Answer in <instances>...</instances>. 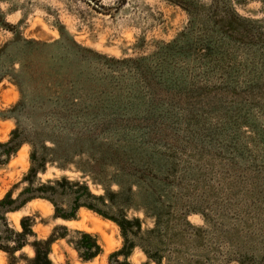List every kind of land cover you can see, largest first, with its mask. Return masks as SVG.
<instances>
[{"label": "rangeland", "instance_id": "374dc122", "mask_svg": "<svg viewBox=\"0 0 264 264\" xmlns=\"http://www.w3.org/2000/svg\"><path fill=\"white\" fill-rule=\"evenodd\" d=\"M3 199L54 264H264V0H0Z\"/></svg>", "mask_w": 264, "mask_h": 264}, {"label": "trees", "instance_id": "16d2710c", "mask_svg": "<svg viewBox=\"0 0 264 264\" xmlns=\"http://www.w3.org/2000/svg\"><path fill=\"white\" fill-rule=\"evenodd\" d=\"M54 183L55 185L51 183L43 184L42 185V189H44L43 191H45V193L47 194L49 192L52 193V191L56 188L57 184L65 185V183H70L72 185L77 186V190H78L77 197H80V195L82 194L81 192H85V189H88L85 184L72 183L65 178L61 180H57ZM88 193L91 194L90 191ZM48 198L51 199L55 203V201L51 197H48ZM5 201H6L5 199L0 200V205L3 204ZM82 205H86L90 208H93L99 211L91 203H85V202L83 203L81 201H78L75 207L72 208L70 211H66L65 209L59 208L56 203V216L63 217L66 219L75 218L77 209ZM25 221H28V218H24L22 220V226H23L22 231H15L13 229H10V235H12V237L14 238V242H15L14 245L6 246L0 243V248L7 250L13 255L16 250H19L23 248L26 244L30 243L31 245H33L35 249V256L29 259L30 264H54L53 261L49 257V251H50V242L57 237L55 236V233H52L51 236L46 240H39V241L37 240V241L30 242L28 237L29 235L34 234V232L31 226L25 223ZM118 222L124 231H125V225L131 223V221L128 219H124ZM61 229H63V231L64 230L68 231V228L66 226H61ZM78 232L81 234V239L77 242L76 248L79 251H82L83 257L85 259H91L95 257L96 255H98L101 252V246L98 243V240L96 239V237H94L92 234L88 232H84V231H78ZM61 236L65 237L66 233L64 232Z\"/></svg>", "mask_w": 264, "mask_h": 264}]
</instances>
